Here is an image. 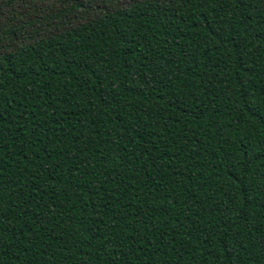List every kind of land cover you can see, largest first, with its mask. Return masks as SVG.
<instances>
[{"label": "trees", "instance_id": "obj_1", "mask_svg": "<svg viewBox=\"0 0 264 264\" xmlns=\"http://www.w3.org/2000/svg\"><path fill=\"white\" fill-rule=\"evenodd\" d=\"M0 264H264V0H0Z\"/></svg>", "mask_w": 264, "mask_h": 264}]
</instances>
